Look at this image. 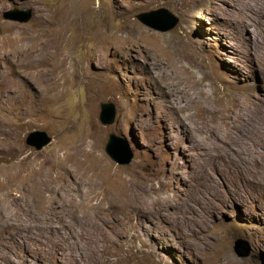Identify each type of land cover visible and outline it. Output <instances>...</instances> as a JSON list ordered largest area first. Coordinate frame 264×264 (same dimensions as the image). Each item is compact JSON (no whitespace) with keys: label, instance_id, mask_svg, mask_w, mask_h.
<instances>
[{"label":"rangeland","instance_id":"rangeland-1","mask_svg":"<svg viewBox=\"0 0 264 264\" xmlns=\"http://www.w3.org/2000/svg\"><path fill=\"white\" fill-rule=\"evenodd\" d=\"M0 264H264V0H0Z\"/></svg>","mask_w":264,"mask_h":264},{"label":"water","instance_id":"water-1","mask_svg":"<svg viewBox=\"0 0 264 264\" xmlns=\"http://www.w3.org/2000/svg\"><path fill=\"white\" fill-rule=\"evenodd\" d=\"M17 12V11H16ZM14 10L6 11L2 14L3 19L10 21L26 22L30 19V12L18 15ZM136 19L143 25L158 31H168L177 23V18L174 17L168 10L159 8L145 13H140ZM99 120L104 125H110L115 120V107L112 103H100ZM50 137L43 131L30 132L25 142L28 146L35 150H40L48 144ZM108 157L117 164H128L133 158V152L125 138L115 134H108L107 141L104 147ZM233 250L240 258L248 257L251 249L242 240L238 239L234 242Z\"/></svg>","mask_w":264,"mask_h":264},{"label":"bare ground","instance_id":"bare-ground-1","mask_svg":"<svg viewBox=\"0 0 264 264\" xmlns=\"http://www.w3.org/2000/svg\"><path fill=\"white\" fill-rule=\"evenodd\" d=\"M249 16H250V15H249ZM239 21H240V20H239ZM255 28H256V27H255ZM255 28H253L254 31H256ZM253 30H252V31H253ZM257 31H258V30H257ZM254 108H255V107H254ZM256 110H257V109H256ZM249 111H250V110H249ZM247 114H249V113H247ZM253 114H254V113H253ZM235 115H236V114H235ZM238 115H239V114H238ZM242 115H243V114H242ZM236 116H237V115H236ZM240 116H241V115H240ZM243 116H244V115H243ZM252 116H253V115H252ZM253 117H254V116H253ZM253 117H252V118H253ZM256 117H257V116H256ZM230 118H231V116H230ZM230 118H229V119H230ZM240 118H241V117H240ZM224 119L227 121V120H228V117H224ZM236 119H239V118L237 117ZM245 119H246V117H245ZM248 119H249V118H248ZM233 120H234V119H233ZM250 120H251V119H250ZM231 121H232V120H231ZM241 121H242V120H241ZM227 122H228V121H227ZM233 123H234V122H233ZM226 124H227V123H226ZM230 124H231V123H230ZM239 124H241V123L239 122ZM236 127H237V126H236ZM251 132H252V131H251ZM252 141H253V140H252ZM250 142H251V141H250ZM255 143H256V144H259V141H255ZM95 183H96V181H93V184H95ZM259 184H260V183H259ZM260 185H261V184H260ZM94 188H95V187H94ZM92 193L97 194L96 189L93 190L92 192H90V195H91ZM90 195H89V196H90ZM87 196H88V195H87ZM91 196H92V195H91Z\"/></svg>","mask_w":264,"mask_h":264}]
</instances>
